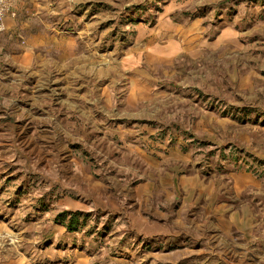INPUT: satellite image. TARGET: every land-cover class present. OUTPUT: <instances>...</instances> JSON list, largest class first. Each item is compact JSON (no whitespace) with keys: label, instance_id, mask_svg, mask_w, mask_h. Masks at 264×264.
Segmentation results:
<instances>
[{"label":"rangeland","instance_id":"1","mask_svg":"<svg viewBox=\"0 0 264 264\" xmlns=\"http://www.w3.org/2000/svg\"><path fill=\"white\" fill-rule=\"evenodd\" d=\"M13 6L0 250L31 264H264V0ZM169 41L180 52L150 56Z\"/></svg>","mask_w":264,"mask_h":264},{"label":"crops","instance_id":"2","mask_svg":"<svg viewBox=\"0 0 264 264\" xmlns=\"http://www.w3.org/2000/svg\"><path fill=\"white\" fill-rule=\"evenodd\" d=\"M4 22L6 25H8L7 19H5ZM166 28L168 29V27H166ZM170 29L172 31L177 30V28H175V27L172 28L171 26H170ZM141 34H143V36L147 35L146 33H143V32ZM229 35L231 37L232 33ZM224 38L225 37L221 36L220 39H218L216 41V44L221 43L220 41L224 40ZM150 49H151V51H150L151 55L150 56L152 58H155V59H160L161 57H164L165 55H167V56L174 55L177 52H180V50H181L180 45L176 41H169L168 43L164 44L163 47L158 46V45H151ZM0 264H31V263L23 260V258H22V260H20V258H18L17 256L13 257L11 254L0 250ZM38 264H60V263L57 259H55L54 261H50L48 263L40 262ZM62 264H67V263H62ZM68 264H87V262H81V261L77 260V261H74L73 263H68Z\"/></svg>","mask_w":264,"mask_h":264},{"label":"built area","instance_id":"3","mask_svg":"<svg viewBox=\"0 0 264 264\" xmlns=\"http://www.w3.org/2000/svg\"><path fill=\"white\" fill-rule=\"evenodd\" d=\"M15 0H0V31L5 28V19L12 11Z\"/></svg>","mask_w":264,"mask_h":264},{"label":"bare ground","instance_id":"4","mask_svg":"<svg viewBox=\"0 0 264 264\" xmlns=\"http://www.w3.org/2000/svg\"><path fill=\"white\" fill-rule=\"evenodd\" d=\"M182 32H183V29H182ZM186 34V33H185ZM183 35V34H182ZM186 36V35H185Z\"/></svg>","mask_w":264,"mask_h":264}]
</instances>
